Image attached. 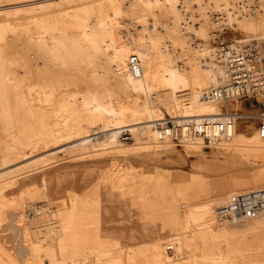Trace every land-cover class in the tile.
<instances>
[{
  "label": "rangeland",
  "instance_id": "obj_1",
  "mask_svg": "<svg viewBox=\"0 0 264 264\" xmlns=\"http://www.w3.org/2000/svg\"><path fill=\"white\" fill-rule=\"evenodd\" d=\"M256 1L264 3L152 0L144 9L141 0H119L118 14L111 0H0V69L10 91L24 96V101L20 97L12 101L11 124L0 122V156L5 162L0 168V264H97L98 258L114 264H264V207L261 217L244 211L235 219L213 215L204 223L189 213L194 204L203 206L214 199L228 207L226 198L233 190L255 196L254 205L264 204V143L259 135L264 118L254 117L264 112V106L256 99L220 102L224 114L228 110L239 117L240 134L230 147L220 142L213 148L200 140L192 146L155 142L154 125L159 120L149 122L137 111L128 113L126 125L139 122L143 127L126 126L94 150L82 145L75 132L89 122L90 100L126 105L135 99L145 101L125 77L126 49H133L145 67L146 58L156 57L152 72L159 78L165 67L177 70L179 61L199 51L207 50L208 57L215 58L212 52L222 44L240 48L243 41L264 38L210 24L220 8L238 5L246 12ZM41 29L48 39L36 43V31ZM101 39L120 51L114 65ZM165 87L149 86L150 103ZM188 90V85L179 84L164 98L181 107L186 101L174 95ZM62 105L68 113L58 124L54 117ZM159 112L160 120L175 118L165 105ZM45 199L54 217L50 224L42 221L33 228L54 235L43 234L36 241L33 229L27 233L26 228L22 240L17 232L21 225L10 212L21 217L26 203L39 205ZM34 212V207L26 208L28 216ZM4 233L10 236L4 238ZM173 243L174 250L167 252ZM22 247L26 253L20 256ZM256 247L259 260L252 250Z\"/></svg>",
  "mask_w": 264,
  "mask_h": 264
},
{
  "label": "bare ground",
  "instance_id": "obj_2",
  "mask_svg": "<svg viewBox=\"0 0 264 264\" xmlns=\"http://www.w3.org/2000/svg\"><path fill=\"white\" fill-rule=\"evenodd\" d=\"M151 1L152 0H141V4L144 7V9H148L151 6V4H152ZM262 2L263 1H261L260 3H258V1L254 2L253 5L251 7H249V9L246 12H244V10H243L244 8H241L238 5H233V6L224 8V9L220 8L219 14L216 15L217 16L216 18H213L211 20L210 24H211V26L213 25V27L218 25V24L222 25L225 28H227L228 30L233 31V32L237 31V30H244L246 32L247 31L251 32L254 37H258V36L264 37V5H263L264 3L262 4ZM111 4H112V7H113V12L119 14V12L121 10V4L119 3V0L118 1L117 0H111ZM253 6H254V8H253ZM145 11H147V10H145ZM206 12H208V11H206ZM118 14H116V15H118ZM146 14H147V12H146ZM146 17H145V19H146ZM240 17H241V19H239ZM113 18H114V16H113ZM210 18H208V19H210ZM203 19L206 20V16H203ZM108 26H109V24H108ZM35 36H36V38L34 39V41L36 43L46 42L47 39H48V33L45 32L44 29L37 30ZM136 36H137V34H136ZM135 39H137V38L135 37ZM150 41L151 40H149V42ZM99 42L101 43V45H102L104 50L108 49V50H106V53H107L108 58L111 61L112 65H114V62H115L116 58H118V54L120 53V51L115 50L114 46L111 47V44L108 43L109 41L107 42L106 39H101ZM249 43H253V44H256V45H259V44L261 45V44L264 43V38H262V39H251V40H248V41H245V42L243 41L240 44V48L237 47V48H230V49L235 50L236 52H239L243 48L244 45H247ZM33 44L35 45V43H33ZM144 44H145V42H144ZM150 44H151V46H153L152 43H150ZM145 46H143V47L144 48H148V47H145ZM128 48H129V46H128ZM90 50H91V48H90ZM132 50L130 48L125 50L126 60H125V62H123L124 63V70H125L124 74H125V77L130 82L134 83L136 89H140V91L142 92V94H143V96L145 98V101L141 102L140 100L135 99V101H131L129 104L126 105L123 102H121V103H116L115 102L116 104H113L111 102H107V103L105 102L104 104H99L97 102H94L93 100H90V102H89L90 105H89V108H88V116H86V117L89 118V122L87 124L85 123L86 125H85V127L83 126L84 127L83 131H80L79 128L75 129V132H76V134L78 135V138H79L78 140H79V142L82 145H84L90 151L94 150L96 147H99L100 145L102 146V144L105 143L106 139H112L115 136H117L118 132L122 128H124L126 126L127 127H132V126H135V125H137V126L141 125L142 123H139V122H137V123H135L133 125H129V123H128V125H126V122L128 121V120L126 121V116L128 115V113L133 112V111H137V112L143 113L149 122L153 123V122H156L157 120L162 121V120H160V118H162V116H160V115L163 112L161 114L159 112L160 105H165L167 107L170 115L171 116H175L174 119L172 118L173 120L172 119H170V120L173 122V124L177 125V129L181 130V131H183L182 130L183 124L185 122H187V121H190V120H193V122L196 123L198 128L201 129L202 122L204 120L223 119L225 116L226 117L227 116H231L233 118V126H232L231 134H230L229 137H222V138H219V139L212 138L211 141L207 145L200 134H191L190 135V134H186V133L182 132V134L179 135V138H178V142H180L182 144V146L183 145L188 146L190 144L196 143V141H199V140L202 141L203 143H205L206 146L213 147V148L216 147L217 145H219L220 142H221L220 145L222 147H230V146H235L236 145V139L238 138V136L240 134V130L237 131V124H236V120H237L236 116H237V114L235 116L234 114H232L231 111H228V110H225L226 112L224 114L223 113V108L220 106V102L223 105L224 104L227 105L230 102H233V101L237 102L240 99L226 98L225 100H218V99L212 98L211 95H210L211 90H213L215 88H218V87H221V86H224L228 82V76H227L228 63H227V61L225 59V56L223 55V52H222L221 49L217 48L216 51L212 52L214 55H216L215 58L208 57L207 50L199 51V52L196 51L197 53H194V54H191V55L187 56V57H190L189 60H186V61H182L181 60V61H179V63L181 64L180 65L181 68L176 70V69H173V68L165 67V69L161 73L160 78L155 75L154 71L152 72V69H155V66H156L155 62H153V60L156 57L153 60L152 59L148 60V58H150V57L146 58L147 59V63L146 64H148V65H146L147 67L143 66V64L140 62L141 63V64L139 63V65H140V75L137 76V77L134 76L132 74L131 70H130V65H129L130 56L135 54V51L133 50L134 51V53H133ZM146 50L147 49H145V52H146ZM139 51H140V49H139ZM150 51H153V50L150 49ZM141 54H143V52H141ZM261 54H264V53H261ZM142 58H144V57H142ZM122 59H123V57H122ZM98 60H99V58H98ZM167 62L169 63L170 61H167ZM223 63H224V66H223V69H221L222 68L221 66H222ZM1 70L2 69H0V122L4 123L6 125H9L12 122V104H13L12 101H13V99L15 97L16 98L20 97L21 100L24 101V96H22L23 94H20V92L12 93V91H10L9 87L7 86V84L5 82L4 74L1 73L2 72ZM160 72H161V70H160ZM110 77H111V75H110ZM161 83H165L166 87L164 89H162L160 92H157L156 93V97H154L156 99L154 100L153 103H150L148 92L151 89H149V86L150 85H154L155 86L156 84L161 85ZM179 84H182L183 86L184 85H188L189 88H190V91L188 90V92L186 91V92H182V93L174 95V99H177L180 102L186 101L185 103H183V105L181 107H179L180 105L178 104V102H172L170 100L166 101L165 98H164V96L167 93H171L173 90L177 89L179 87ZM13 90H15V89L13 88ZM93 91H95V90H93ZM93 91H91V92L93 93ZM172 93H174V92H172ZM120 96H121V94H120ZM170 96H168V97H170ZM17 99H19V98H17ZM258 99H259V103H260L261 99L260 98H258ZM83 103L86 104L87 102L85 100H83ZM59 111H60V113L57 114L54 118L56 119L58 124H61V122L65 121V120H63L64 118H66V115H67V114L65 115V113H68V112H66L65 105H62L61 109ZM80 114H82V113H80ZM132 114H134V113H132ZM254 117L264 118V112H262V111L257 112ZM50 118H52V116ZM77 118H78V116H77ZM164 118H165V116H164ZM137 119H138V117H137ZM82 120H83V118H82ZM86 121H87V118H86ZM86 121H83V122H86ZM141 121H142V119H141ZM159 121H157V122H159ZM144 122H146V121H144ZM157 122L154 125V131H153L154 132V136H153L154 141L162 143L164 145H173L174 143L175 144L178 143V142H174L173 140H171L169 138H165V139H162V140L158 139V137H157V129H156ZM142 127H140V128H142ZM144 127H145V125H144ZM146 127H147V125H146ZM59 128H61V127H59ZM152 130H153V128H152ZM137 131H139V130H137ZM259 133H260L259 135L261 136L262 142L264 143V128H262ZM0 139H1V137H0ZM105 144H107V143H105ZM190 146H192V145H190ZM197 148H198V146H197ZM236 148H238V147H236ZM261 148H262V146H261ZM216 150H217V148H216ZM213 153H215V152H213ZM9 157H10V155H9ZM4 164H5L4 159L0 156V168L3 169L4 168V166H3ZM38 187H37V189H38ZM40 188H41V186H40ZM42 188H43V184H42ZM259 191H260V189H259ZM29 192H30V190H29ZM263 195H264V193H263ZM260 197L261 196H259V198ZM30 200H32V199H30ZM226 200H227L226 201V205L228 207H223L222 204H220L219 201L214 199L212 201L206 202L203 206H200L198 203H197V205L194 204V207L191 210H189V213H190V215L192 217H194L195 219L198 220L197 221L198 223H200L199 220H203L201 222L204 223L205 221L209 220V217H211L213 215L218 217L219 219H222V218L226 217L227 215H230L231 217H233L235 219V218H238V217L242 216V212H244V211H252V213L257 214V216L258 215H259V217L262 216V214H260V212H261V209L264 207V204L260 203L261 204L260 205L257 202L254 205L253 200H255V202H256V199H255V196L252 197V194L244 195V192L242 193V191H234L233 190V191H230V193L227 196ZM38 202L40 203L39 205H37V204L35 205V202H33V201H30L28 203V205L26 203L27 206L25 205L24 209L21 208L22 209L21 213H23V215L21 217L19 215L20 213H18L17 211L16 212L15 211L14 212L13 211L10 212L11 219H13V220L16 219L17 222L19 221L17 226L21 225L17 232L20 233V235H21L20 237L22 238V240L26 239V233H25L26 228H27V233H32V229H33V231H34L33 233L36 234V235L33 234V237L38 236L36 241H38L40 235L43 236V234H44V236L46 235L47 237H48L49 234L51 236L54 235V234H52L54 231H52V233H51V230H49V231L46 230L47 232L45 230H43V231H37L36 230L37 226H35V225H37L38 223L39 224L42 223V221L43 222L45 221V222L50 224V220L54 217L53 210H52V208L50 206V203H49L48 199H45V200H42V201H38ZM243 203H245V204L243 205ZM23 206L24 205H22V207ZM31 207H34L35 212H34L33 216H28L27 213H26V208L28 210H30ZM189 209H190V207H189ZM244 216L246 217L245 214H244ZM205 219H207V220H205ZM210 219H214V217H212ZM247 219H249V218H247ZM48 220H49V222H48ZM194 222H196V220ZM219 223H221V221ZM34 226H35L36 229L33 228ZM44 226H45V224H44ZM190 226H191V224H190ZM45 227H44V229H45ZM220 227H221V225H220ZM9 234L8 233H4V238L9 237L10 236ZM60 234H61V232H60ZM7 239H5L6 242H7ZM13 239H14V237H13ZM30 239H31V236H30ZM54 240H55V238H54ZM12 241L10 243H12ZM29 241H28V243H29ZM13 244L14 243H12V245ZM37 245H38V242H36L35 246H37ZM8 246H9V244H8ZM174 246H175L174 243L172 245H168L167 249H172V250H170V251L166 250V251L167 252H172L174 250ZM11 248H13V246ZM17 249H18V247H17ZM27 249L29 250V247H27ZM22 250H23V252H22V254L20 256H23L26 253L25 248L22 247ZM252 250L255 251V259H258V260L261 259L260 256L257 254L258 251H259L258 248L256 247V248H254ZM54 253H55V251H54ZM173 253H175V252H173ZM17 254H18V252H17ZM97 256H98V254H97ZM29 262L31 263V261H29ZM97 264H114V263H113V260L107 261V260H104L102 258H98Z\"/></svg>",
  "mask_w": 264,
  "mask_h": 264
},
{
  "label": "built area",
  "instance_id": "obj_3",
  "mask_svg": "<svg viewBox=\"0 0 264 264\" xmlns=\"http://www.w3.org/2000/svg\"><path fill=\"white\" fill-rule=\"evenodd\" d=\"M221 50L228 63V82L224 86L211 90V97L218 100L254 98L258 102L260 98V103L264 106V54H261L264 53V43L261 45L249 43L244 45L239 52L222 44ZM129 65L132 74L139 76L140 65L137 55L130 56ZM232 126L233 118L225 116L223 119L204 120L201 129L193 120L187 121L183 124V131L178 130L177 125L173 124L170 119H164L157 122L156 129L160 140L169 138L178 142L179 135L184 132L190 135L200 134L208 145L212 138L229 137ZM128 137L125 136V138Z\"/></svg>",
  "mask_w": 264,
  "mask_h": 264
}]
</instances>
